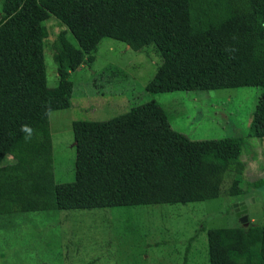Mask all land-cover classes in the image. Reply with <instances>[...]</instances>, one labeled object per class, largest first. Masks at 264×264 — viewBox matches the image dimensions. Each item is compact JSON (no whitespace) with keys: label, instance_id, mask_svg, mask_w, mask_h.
<instances>
[{"label":"trees","instance_id":"16d2710c","mask_svg":"<svg viewBox=\"0 0 264 264\" xmlns=\"http://www.w3.org/2000/svg\"><path fill=\"white\" fill-rule=\"evenodd\" d=\"M50 18L64 27L48 49L53 87L44 67ZM105 39L137 53L152 48L157 57L142 88L131 78V92L117 93L122 106L142 90L202 94L255 87L260 92L246 136L264 139V0H0V218L185 206L216 199L227 172L235 176L226 196L241 200L242 138L192 141L170 127L153 100H131L126 112L105 121L71 122L73 180L54 182L48 115L82 95L70 76L92 65ZM109 67L89 80L107 72L125 79L119 67ZM25 125L33 129L30 139L21 131ZM205 240L208 264H264V225L209 228Z\"/></svg>","mask_w":264,"mask_h":264},{"label":"rangeland","instance_id":"374dc122","mask_svg":"<svg viewBox=\"0 0 264 264\" xmlns=\"http://www.w3.org/2000/svg\"><path fill=\"white\" fill-rule=\"evenodd\" d=\"M45 26V76L47 86L53 87L56 82L51 78L54 71L48 49L64 27L53 18L46 20ZM156 60L152 48L137 53L105 39L94 64L89 68L83 65L71 74L74 92L82 95L73 96L69 108L48 115L54 182L73 180L71 122L108 120L126 112L129 101L138 97L140 101L131 104L153 100L166 114L170 127L192 141L242 138L239 161L243 173L238 184L241 200L226 196L235 176L227 172L216 199L185 206L12 214L0 218V264H208L205 230L243 225L239 222L242 213L236 217L228 209L246 203L244 223L264 225V139L246 136L259 89H222L202 94H150L142 90L131 100L127 98L126 107L122 106L124 97L117 93L131 92V78L142 88L153 76ZM114 65L126 74L125 79H115L113 73L107 72L109 78L102 75L94 77L95 82L89 80L91 73L108 66L113 71ZM257 180H262L258 189L247 187V183Z\"/></svg>","mask_w":264,"mask_h":264},{"label":"water","instance_id":"95a60500","mask_svg":"<svg viewBox=\"0 0 264 264\" xmlns=\"http://www.w3.org/2000/svg\"><path fill=\"white\" fill-rule=\"evenodd\" d=\"M246 204V203H245ZM245 204L241 203L240 205L238 204V206L236 207V205H234L233 207V211H234V214L236 217H239V215L242 213V216L240 219H239V222L240 224H243L244 226H246V224L244 223L247 219H246V215L245 212Z\"/></svg>","mask_w":264,"mask_h":264},{"label":"clouds","instance_id":"9594fccd","mask_svg":"<svg viewBox=\"0 0 264 264\" xmlns=\"http://www.w3.org/2000/svg\"><path fill=\"white\" fill-rule=\"evenodd\" d=\"M21 131H23L24 133L27 134L26 135V139H30L32 134H33V129L30 126H27V125L22 126ZM244 215H246V212H245ZM246 219H247V216H246Z\"/></svg>","mask_w":264,"mask_h":264}]
</instances>
